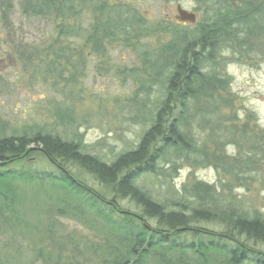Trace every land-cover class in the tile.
I'll use <instances>...</instances> for the list:
<instances>
[{"label": "trees", "instance_id": "1", "mask_svg": "<svg viewBox=\"0 0 264 264\" xmlns=\"http://www.w3.org/2000/svg\"><path fill=\"white\" fill-rule=\"evenodd\" d=\"M68 2L72 0H48L42 4L45 9L27 4L28 8L33 5L28 17L49 20L53 14L61 19L56 41L48 46L52 64L64 58L72 63L77 55H83V51L67 44L69 39L80 38L78 29L70 27L59 11ZM197 3L203 14L194 28H111L125 21L101 23L93 13L89 30L82 37L91 46L87 54L103 52L113 43L138 50L143 67L129 70L141 90L134 100L137 108L133 118L148 119L150 125L133 148L108 162L84 153L79 143L43 128L34 127L29 133H0V221L13 227L28 221L22 184L52 183L64 193L60 192L62 196L58 195L47 210L55 208L58 214L78 216L80 221H86L88 214L97 217L100 242L81 245L99 264H264V216L244 213L234 197L221 198L216 186L192 184V191L184 188L189 199L181 197L169 205L138 183L141 176L162 170L161 164H169L172 171L181 162L194 166L206 161L193 131L211 126L215 96L223 99L225 107L231 106L225 92L228 79L222 75V58L228 56L227 51L238 60L236 52H254L258 43L253 39L264 34V0ZM161 32L167 36L161 48H139ZM259 45L264 47V43ZM149 80H157L162 96L148 117L143 95L150 90ZM227 131L230 133L229 128ZM218 134L223 138V132ZM255 140L256 136L248 163L240 153L227 160L230 164L217 157L220 169L238 180L251 162L264 160V152L255 153L262 146ZM34 155L49 161L56 172L30 169L25 159ZM11 164L20 167H9ZM71 165L99 188L89 186L68 168ZM124 199L137 211L122 208L119 201ZM43 215H35L36 224ZM0 264L12 262L4 257Z\"/></svg>", "mask_w": 264, "mask_h": 264}, {"label": "rangeland", "instance_id": "2", "mask_svg": "<svg viewBox=\"0 0 264 264\" xmlns=\"http://www.w3.org/2000/svg\"><path fill=\"white\" fill-rule=\"evenodd\" d=\"M130 1L153 21L175 13L172 2ZM47 2L0 0V133H29L34 127L43 128L79 143L84 153L108 162L118 153L133 148L150 125L148 119L137 121L133 118L137 108L134 100L137 91L141 90L129 70L134 66L143 67V61L138 50L117 43L109 45L103 52L88 55L91 46L82 37L93 21L95 6L87 0H78L76 7L82 6L84 11H75L72 15L63 13V16L80 34V38L69 39L67 44L83 51V55H77L72 63L64 58L52 64L53 56L48 46L56 41L61 19L53 14L49 20L26 16L33 5L42 6ZM28 3L33 5L28 8ZM181 5L185 9L198 10V20L202 18L197 0H182ZM166 42L164 33H156L139 48H161ZM253 42L258 43L254 52H236L239 60L229 51L225 52L228 56L222 58V75L228 79L225 92L231 100L230 108L224 106L223 99L215 96L211 126L193 131L206 161L193 163L194 166L181 162L172 171L168 169L169 164H161L162 170L156 174L148 173L139 178L138 183L155 198L172 205V200L190 198L185 187L191 190L192 184L201 183L208 188L218 187L216 193L221 198L234 197L244 213L250 211L264 216V160L251 162L250 168L242 172L243 177L237 176L238 180L224 173L216 163L220 157L230 164L227 160L237 157L238 153L248 163L255 136V142L264 145V47L259 45L264 43V34L256 36ZM156 81L149 80L150 90L143 95L147 99L148 117L150 109L157 108L162 96ZM219 132H223V138H218ZM262 146L255 150L257 155L264 152ZM25 160L32 170L56 172L53 165L39 155ZM9 167L19 168L20 165ZM68 168L89 186L99 188L75 166ZM22 186L21 196L28 209L24 211L28 221L22 220L15 227L0 221V258L8 257L12 264H99L97 258L81 245L100 242L97 217L88 214L86 221H80L78 216L58 214L55 208L47 210L49 204L55 203V198L64 193L52 183ZM119 203L124 209L137 211L127 199ZM37 213L44 215L36 224Z\"/></svg>", "mask_w": 264, "mask_h": 264}, {"label": "flooded vegetation", "instance_id": "3", "mask_svg": "<svg viewBox=\"0 0 264 264\" xmlns=\"http://www.w3.org/2000/svg\"><path fill=\"white\" fill-rule=\"evenodd\" d=\"M111 2L107 3L105 0H100L96 2V0L88 1L89 4H94L95 12L99 18V20L104 23L109 20H121L125 21L124 24L120 22L118 25H110L111 28H140V29H148V28H170L173 26H180L185 28H194L197 26V23L200 22L201 19L198 20L196 9H185L182 7V0H163L165 2H172L171 5H175V13L172 15H165L164 18L153 21L147 14L142 13L133 2L130 0H110ZM76 3H79L78 0H72V2H68L62 7L59 11L62 13H67L68 15H72L75 11H82L83 8L76 7ZM71 4H73V9L71 8ZM79 5V4H78ZM173 5V8H174ZM87 7L91 8L88 4ZM190 11L195 13V22L189 23L183 20H180V15L178 8ZM84 11V10H83ZM68 23V22H67ZM69 25V23H68ZM109 26V25H107Z\"/></svg>", "mask_w": 264, "mask_h": 264}, {"label": "water", "instance_id": "4", "mask_svg": "<svg viewBox=\"0 0 264 264\" xmlns=\"http://www.w3.org/2000/svg\"><path fill=\"white\" fill-rule=\"evenodd\" d=\"M180 20L185 22L194 23L195 22V14L192 12H188L186 10H182L180 7L178 8Z\"/></svg>", "mask_w": 264, "mask_h": 264}]
</instances>
